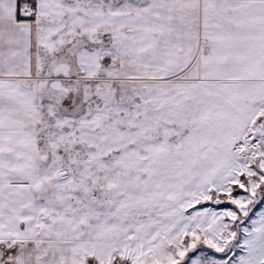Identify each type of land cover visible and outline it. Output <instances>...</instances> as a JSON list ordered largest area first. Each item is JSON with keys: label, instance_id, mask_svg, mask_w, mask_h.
Returning <instances> with one entry per match:
<instances>
[{"label": "snow or ice", "instance_id": "6c2138e0", "mask_svg": "<svg viewBox=\"0 0 264 264\" xmlns=\"http://www.w3.org/2000/svg\"><path fill=\"white\" fill-rule=\"evenodd\" d=\"M0 264H264V0H0Z\"/></svg>", "mask_w": 264, "mask_h": 264}]
</instances>
